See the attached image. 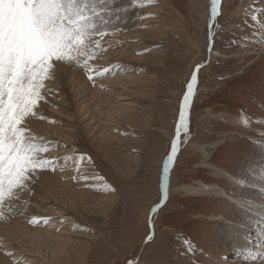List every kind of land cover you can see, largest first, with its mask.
<instances>
[{
	"label": "rangeland",
	"instance_id": "rangeland-1",
	"mask_svg": "<svg viewBox=\"0 0 264 264\" xmlns=\"http://www.w3.org/2000/svg\"><path fill=\"white\" fill-rule=\"evenodd\" d=\"M142 2L111 5L119 10L115 24L122 30L104 38L105 50L90 63L98 72L114 67V73L93 84L80 67L61 64L46 82L53 92L37 109L50 119L27 121L33 133L66 145L49 156L84 154L90 160L80 163V174L113 191L70 179L72 161L39 172L30 193H22L0 218V264H221V257L227 264H258L261 259L264 215L251 210L242 216L234 203L200 190L215 185L237 201L264 205V194L232 187L217 175L220 169L264 186V15L259 14L264 0H221L214 23L211 0ZM197 65L202 67L190 137L183 138L162 201L163 165ZM120 76L127 80L126 91L106 82ZM118 93L123 96L116 101ZM103 95L110 96V105L116 101L130 109L116 112L101 101ZM156 205L162 207L152 213ZM32 217L52 219L34 226ZM153 217L154 238L148 241ZM35 233L45 235L42 247L31 241ZM49 235L62 237L65 247ZM186 239L197 249L194 257L185 249Z\"/></svg>",
	"mask_w": 264,
	"mask_h": 264
},
{
	"label": "snow or ice",
	"instance_id": "snow-or-ice-1",
	"mask_svg": "<svg viewBox=\"0 0 264 264\" xmlns=\"http://www.w3.org/2000/svg\"><path fill=\"white\" fill-rule=\"evenodd\" d=\"M116 0H0V218L14 200H19L22 193H30V184L41 171H55L57 165L72 161L74 181H83L85 186L104 192L113 189L106 183L97 187L90 183L93 177L80 174V163L90 160L82 153L76 156L51 157L48 153L66 147L50 138L39 136L31 131L27 121L36 117L50 119L37 112L39 103L46 100V95L53 92L46 82L55 78L61 64H75L86 74V78L95 80L105 74H113L114 67L97 71L90 61L97 59V53L104 51V38L121 28L116 27L119 10L114 9ZM148 4L154 0H147ZM221 0H211V18L214 23L220 13ZM141 6L143 2L141 0ZM264 15V8L259 9ZM143 19V18H142ZM252 21L258 15L251 16ZM211 37V32L209 33ZM214 44V37L210 39ZM119 65H116L118 67ZM202 65H197L182 96L175 136L171 141L169 153L163 165L161 182V200L166 201L167 182L170 166L174 165L184 137H190V112L198 85V73ZM245 124L247 120L243 121ZM264 135V133H262ZM264 194V186L259 188ZM162 205L152 208L157 213ZM247 210L255 207L247 199ZM264 214V213H262ZM51 217H32L29 223L47 225ZM65 218H60L61 225ZM148 241L154 238V217L150 220ZM264 236V233H261ZM187 253L197 254V249L190 240L183 241ZM259 247L264 250V243ZM13 256L14 253L7 252ZM257 253L251 256L255 261ZM258 264H264V251L259 253ZM13 264H20L16 260ZM132 264V262H129ZM138 264V262H137ZM198 264V262H197ZM221 264H227L221 257Z\"/></svg>",
	"mask_w": 264,
	"mask_h": 264
},
{
	"label": "bare ground",
	"instance_id": "bare-ground-1",
	"mask_svg": "<svg viewBox=\"0 0 264 264\" xmlns=\"http://www.w3.org/2000/svg\"><path fill=\"white\" fill-rule=\"evenodd\" d=\"M250 68V67H249ZM71 79V78H70ZM126 78L122 79V77L120 76L119 78L117 79H109V80H106L107 83H111L113 84L114 86L116 87H119V90L123 89L122 91H126L127 89V82H126ZM119 96H123L121 95L120 93H118V96H116L115 100L117 101L118 98H120ZM101 97V96H100ZM104 95L101 97V101H104V104L105 105H109L111 108L114 107L115 111L116 112H119L120 111V107H122L123 110L125 109H130V107L128 105H122V104H116L115 102H112L111 105L108 103V102H111V98L110 96H105L104 98ZM109 100V101H108ZM113 110V109H112ZM114 111V110H113ZM103 112V111H101ZM105 115V113H103ZM108 114V113H107ZM256 140V139H255ZM261 140H264L263 138H261ZM218 144H215L214 147L216 148ZM204 150V148H203ZM217 175L221 178H224L226 179L227 181H229L232 185V187L234 186H238L237 188L238 189H241V188H244V189H247V191L249 192H253L255 191L256 195H263L261 193V191L259 190V188L261 186H263L262 184L258 185H254L253 183H249L248 181L246 180H240L230 174H228L227 172L223 171V170H218L217 172ZM254 177V176H253ZM202 190V191H201ZM200 190L201 193L203 192H206L208 194H213V195H216L218 197H221V198H225L227 199L229 202L234 203L236 205V207H240V214H242L243 216V213H247L248 215L250 213H248L249 211L251 210H256L255 212H259V213H264V205L263 204H260L259 202L257 201H253L254 204H255V207H253L251 210H247L246 207H241V205H246V201H242V200H236L232 195H227V193L220 187L218 186H215V185H210V186H203L202 189ZM239 205V206H237ZM242 211V212H241ZM264 215V214H263ZM243 229V228H241ZM7 231V230H6ZM25 233V232H24ZM32 233V232H31ZM28 235H30L29 231L27 232ZM50 238H52V241L54 243H57L58 246H60V248L62 247H65V242L63 241V238L60 237L59 235L57 236H52V235H49ZM43 237H45V235L43 233H35L33 234V236L31 237V241L32 242H36V243H39L41 244V247L43 246V243H42V240H43ZM47 237V235H46ZM60 238V241L59 240H56V239H53V238ZM62 238V239H61ZM65 239V238H64ZM12 240V239H11ZM62 240V241H61ZM9 242V241H8ZM12 242V241H11ZM6 243V242H5ZM14 244V243H13ZM22 244V242L20 243ZM12 247V246H11ZM16 247V246H14ZM18 247H19V244H18ZM21 247V246H20ZM23 247V246H22ZM41 247H39V250L41 249ZM22 249V248H21ZM15 254V253H14ZM20 255V254H19Z\"/></svg>",
	"mask_w": 264,
	"mask_h": 264
},
{
	"label": "water",
	"instance_id": "water-1",
	"mask_svg": "<svg viewBox=\"0 0 264 264\" xmlns=\"http://www.w3.org/2000/svg\"><path fill=\"white\" fill-rule=\"evenodd\" d=\"M172 166H170V169H171Z\"/></svg>",
	"mask_w": 264,
	"mask_h": 264
}]
</instances>
